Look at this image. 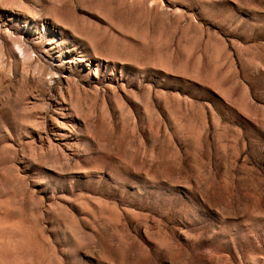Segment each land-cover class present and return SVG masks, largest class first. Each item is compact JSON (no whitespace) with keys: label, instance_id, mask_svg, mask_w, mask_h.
I'll return each mask as SVG.
<instances>
[{"label":"rangeland","instance_id":"1","mask_svg":"<svg viewBox=\"0 0 264 264\" xmlns=\"http://www.w3.org/2000/svg\"><path fill=\"white\" fill-rule=\"evenodd\" d=\"M0 264H264V0H0Z\"/></svg>","mask_w":264,"mask_h":264},{"label":"bare ground","instance_id":"2","mask_svg":"<svg viewBox=\"0 0 264 264\" xmlns=\"http://www.w3.org/2000/svg\"><path fill=\"white\" fill-rule=\"evenodd\" d=\"M9 52V51H8Z\"/></svg>","mask_w":264,"mask_h":264}]
</instances>
